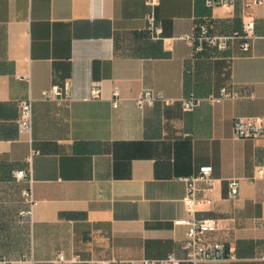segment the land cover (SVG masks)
<instances>
[{
	"label": "crops",
	"instance_id": "0c3cea01",
	"mask_svg": "<svg viewBox=\"0 0 264 264\" xmlns=\"http://www.w3.org/2000/svg\"><path fill=\"white\" fill-rule=\"evenodd\" d=\"M147 1L0 0V255L8 263L184 258L187 228L175 224L189 216L181 178L211 165L214 186L197 187L214 202L196 215L222 220L207 239L226 244L233 257L199 264H264V179L254 178L264 166V140L234 133L236 118H264V6L157 0L162 40L148 32ZM251 19L248 52L233 41L225 51L197 55L180 39L205 24L227 35ZM67 81L72 101L42 99L43 90ZM96 82L101 100L92 96ZM223 87L236 98L203 101L193 111L180 102L144 109L136 102L144 90L207 98ZM30 96L29 136L18 120L19 102ZM30 168L37 204L25 219L29 181L14 173ZM230 178L241 179L236 199L229 198Z\"/></svg>",
	"mask_w": 264,
	"mask_h": 264
},
{
	"label": "built area",
	"instance_id": "2783aa9c",
	"mask_svg": "<svg viewBox=\"0 0 264 264\" xmlns=\"http://www.w3.org/2000/svg\"><path fill=\"white\" fill-rule=\"evenodd\" d=\"M238 0H206V5L210 8L224 7L229 8L235 4ZM147 5L151 7V11L147 16L148 20V32L153 39L164 40V28L157 21V15L155 8L158 5L157 0H148ZM247 8H253L255 6H264V0H245ZM255 20H249L242 30H234L227 35H219L215 33L211 26L208 24L199 27L196 32L182 36L180 39L190 43L194 47V52L197 55L205 54L210 49H218L225 51L229 48L233 41H240L241 48L248 52L251 49L252 39L255 37ZM23 79L30 80V76H23ZM42 99L46 101L54 102H66L73 100L72 85L70 81H67L64 86L53 85L52 87L42 91ZM114 95V107L119 106L120 91L116 89ZM92 96L95 100H101L103 98V88L99 83H94L92 88ZM236 95L231 92L227 87H223L219 95H210L207 98L197 97L195 94L184 96L180 99L167 97L161 92L154 90H144L137 98L136 102L139 108L144 109L147 106H153L158 102L166 105H172L176 102H180L186 111H193L201 102L207 101L211 104L221 103L225 100L234 99ZM34 98L31 96L27 99L19 102L21 114L18 120L19 132L21 134L31 135L33 131V105ZM234 133L238 138L264 140V118H246L239 117L234 121ZM37 154L35 152L29 158V162H32L33 156ZM213 166H202L197 174L182 177L181 179L187 182V191L183 198L185 207L189 213L186 218L178 219L175 224L186 226L187 234L184 241V247L187 254L184 258H179L175 254H169L165 258L161 259H146L144 264H199L201 262H208L212 260H225L232 258L233 255L228 250L226 244L217 241H210L207 239L209 233L217 231L222 223V220L216 217L198 218L196 212L198 208L205 204H211L214 202L213 198H200L198 196V184L205 183L209 187L214 186L213 178ZM17 181H29V187L24 190L25 201L28 204V208L21 211V215L25 219H31L34 213V207L37 201L33 194L32 183L33 174L30 169L17 170L14 173ZM255 179H264V166L257 169ZM229 184V198L236 199L241 191V179L230 178ZM61 261H66L65 256L60 255ZM77 257L72 261H76ZM0 261L6 264L8 261L0 255ZM113 261H104L102 264H113Z\"/></svg>",
	"mask_w": 264,
	"mask_h": 264
}]
</instances>
